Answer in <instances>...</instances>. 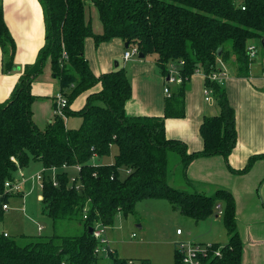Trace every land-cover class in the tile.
I'll return each instance as SVG.
<instances>
[{"label": "trees", "instance_id": "16d2710c", "mask_svg": "<svg viewBox=\"0 0 264 264\" xmlns=\"http://www.w3.org/2000/svg\"><path fill=\"white\" fill-rule=\"evenodd\" d=\"M92 2L103 25L95 33L86 18L87 2ZM45 11L44 46L36 61L27 64L12 96L0 102V193L6 180L13 179L31 162L44 167L80 165V188L70 182L72 170L56 174L57 184L45 177L41 201L56 225L60 221L82 225L79 234L25 236L17 239L0 233V264H98V245L89 229L95 222L112 226L118 213L134 214L145 198H165L183 215L198 222L218 213L229 233L222 256H211L207 264H242L244 244L236 221L232 192L220 188L206 193L188 177V167L201 157L221 155L230 172L243 175L264 152L249 157L242 168L230 163L238 141L236 110L226 88L212 78L219 72L218 60L233 61L239 76L248 77L253 58L248 46L264 37V0H40ZM245 7V8H243ZM96 45L121 38L146 56L155 54L159 71L166 77L171 65L178 67L182 83L165 99L161 115H129L128 101L133 88L124 66L97 75L85 56V40ZM0 47L4 71L15 68L16 41L4 18L0 1ZM221 48V54L218 50ZM67 53V58L64 57ZM51 60L60 91L68 99L66 113L79 116V127L70 128L57 116L41 129L33 121V79ZM183 62V64H180ZM206 75V87L220 112L205 115L201 126L204 146L189 151L186 142L168 136L166 119L186 117V93L197 70ZM100 84L101 89L93 90ZM93 90V91H90ZM264 90V89H263ZM89 93L85 105H71ZM118 152L113 162L95 163L94 156ZM171 152L179 161L170 163ZM178 164V165H176ZM85 211L87 218H85ZM4 212H0V220ZM114 264L128 260L113 255ZM142 264H152L148 259ZM175 264H182L175 252Z\"/></svg>", "mask_w": 264, "mask_h": 264}, {"label": "crops", "instance_id": "0c3cea01", "mask_svg": "<svg viewBox=\"0 0 264 264\" xmlns=\"http://www.w3.org/2000/svg\"><path fill=\"white\" fill-rule=\"evenodd\" d=\"M0 1L4 7L5 21L17 45L16 66L7 72L3 69L0 47V102H4L12 96L25 66L36 61L40 49L45 44L46 33L45 11L40 0ZM87 5V20L91 22L95 33H102L103 25L94 28L93 17L88 15L92 8ZM96 14L99 16L98 10ZM250 45L256 46V55L251 63L248 77L237 74L233 61L218 60L219 79L217 80L226 88L230 103L236 110L238 141L230 156V163L236 168L245 166L250 156L264 152V49L261 41L260 43L251 41ZM124 48H126L125 42L121 38H113L99 45H96L93 37H87L85 40V56L97 75L112 71L118 66L126 68L133 88L132 98L127 104L129 115L163 114L167 97L165 88L168 87L166 84H169L166 83L168 76L159 71L155 59L149 61V56L140 58L138 54L140 60L131 62L132 57L126 60ZM118 57L123 59L124 64L121 65V62L117 61L118 66L114 65ZM221 62L227 64L230 70L223 69ZM99 89H101L100 84L93 90ZM207 90L209 89L206 87V75L202 69H199L192 76L186 93V117L166 119L168 136L186 142L189 151L203 148L204 141L200 133L202 120L205 115L215 114L220 110L217 102L212 103L215 99L211 92L209 93L211 98L206 99ZM32 92L36 96L32 104V118L36 125L43 129L55 118V96L60 92L59 80L54 77L51 70V60L46 62L43 71L33 79ZM88 94H81L71 108L81 109L86 103ZM98 158L100 157L94 156L92 161ZM25 168L15 177L21 178ZM75 172L72 170V174ZM188 177L206 193L214 194L220 188L232 192L236 202L237 226L244 244L242 264H264V159L257 160L248 173L237 175L229 171L223 156L201 157L189 165ZM18 194L24 196L22 192ZM218 206V213L223 214V206L221 204ZM221 214H216V217ZM134 233L136 234L133 232L132 236ZM111 240L113 246L114 239ZM212 242L218 243L216 240ZM114 249L117 255L118 251Z\"/></svg>", "mask_w": 264, "mask_h": 264}, {"label": "rangeland", "instance_id": "374dc122", "mask_svg": "<svg viewBox=\"0 0 264 264\" xmlns=\"http://www.w3.org/2000/svg\"><path fill=\"white\" fill-rule=\"evenodd\" d=\"M235 2L240 4L243 0H235ZM87 4L89 8H92L88 15L93 17L94 28H100L102 22L96 14V6L90 1ZM133 47L124 49L133 51ZM155 58V54L149 55V61H154ZM133 60H140L138 54H133L131 62ZM116 61H120L121 65L124 64L120 57L116 58ZM115 63L114 61V65H116ZM220 64L226 71L230 70L224 62ZM177 77L175 76L173 82L166 84L170 86L172 92L177 91L181 86ZM219 112L220 110L217 113ZM81 120L79 116H70L66 120V124L70 128L77 127ZM117 152L118 148L115 146L111 155L100 157L94 162H113ZM176 161H179V156L171 152L170 163H176ZM43 169V164L37 161L31 162L24 169V174L21 176L25 179L22 187L24 196L16 194L9 198L11 207L4 211L3 219L0 220V233L6 231L11 236L22 239V235L79 234L84 231L83 226L77 223L60 221L55 225L53 219L48 215L45 205L41 201V179L36 177L37 173ZM69 170L76 171L72 168ZM44 174L47 179L48 177L53 178L55 175L52 170H47ZM216 214L221 213H215L196 222L183 215L179 209L172 207L165 198H145L137 203L134 214L125 215L121 212L115 216L114 223L109 229V235L114 239L113 247L117 249V256L120 258L134 259L137 262L148 259L152 264H175V252L180 246L178 242L183 241L185 244L191 242L210 244L213 243V240L218 243L227 242L229 233L224 224L223 214L218 217ZM93 224L96 225V222ZM139 225L142 227H138ZM40 226H43L41 231L38 229ZM178 228L183 230L182 235L177 234ZM133 232L137 234L135 237L132 236ZM98 264H114V259L111 255L103 254L102 258H99Z\"/></svg>", "mask_w": 264, "mask_h": 264}, {"label": "built area", "instance_id": "2783aa9c", "mask_svg": "<svg viewBox=\"0 0 264 264\" xmlns=\"http://www.w3.org/2000/svg\"><path fill=\"white\" fill-rule=\"evenodd\" d=\"M132 50L133 51H129V50L125 51L124 57L126 60L130 59L133 56V54H139V51L136 47H133ZM248 50L250 51L251 57L254 58L256 55V46L250 45L248 46ZM64 57L67 58L66 52H64ZM180 64H183V62H181ZM168 76H169L168 83L173 82L175 80V76H178L177 81L182 83V78L181 76H179L178 67L176 65L174 64L171 65V72ZM212 78L215 80L219 79V73L213 74ZM210 92H211L210 90L206 91L207 100L211 98L209 95ZM165 93L167 94V96L171 94V90L169 86L165 88ZM67 107H68V99L63 94V92L60 91L55 96V108H54L55 117L59 116L63 118L64 120H67L68 119V115L66 113ZM71 168L75 169L76 173L70 176V182L73 184H76V188L79 189L80 188L79 179H80V171H81L80 165L69 166L68 164H64L61 167L59 166L44 167L42 171L37 173L36 177L41 179V186H42L43 180L46 177L44 173L47 170H52L55 174L52 179L54 180V184H57L56 174L58 173V171L62 169L69 170ZM24 180H25L24 178L15 177L11 180L5 181L4 191L0 193V212H4L10 209L11 205L9 203V198L11 196L24 192L22 190ZM87 216H88L87 212L85 211V218H87ZM92 228H93L92 235L98 242V245L95 249V253L98 256V262H99V258H102L103 254L106 256L111 255L112 257H114L113 255L115 254V249L112 246V240L108 234L110 226L99 221V222H96V225H92ZM39 230L40 231L43 230V226H40ZM177 234L182 235L183 230L181 228H178ZM5 235L7 236L9 234L5 232ZM133 236L135 237L136 234L134 233ZM178 243H180V246L178 247V254L181 257L182 264H207V260L211 256H219V257L222 256L223 246L214 248V243L203 244V243L191 242V243L185 244L183 241L178 242ZM61 264H71V263L68 260L64 259L61 261ZM128 264H142V262L141 261L137 262L135 260L130 259L128 260Z\"/></svg>", "mask_w": 264, "mask_h": 264}, {"label": "water", "instance_id": "95a60500", "mask_svg": "<svg viewBox=\"0 0 264 264\" xmlns=\"http://www.w3.org/2000/svg\"><path fill=\"white\" fill-rule=\"evenodd\" d=\"M261 44H262V47H263V49H264V37L261 39ZM125 46H126V48H129V42H125ZM221 48L218 50V54L220 55L221 54ZM139 56H140V58H144L145 57V55L143 54V53H139ZM116 66H118V62L116 61ZM167 80H169V76L167 77ZM89 231H90V233H92L93 232V228L92 227H90V229H89Z\"/></svg>", "mask_w": 264, "mask_h": 264}]
</instances>
